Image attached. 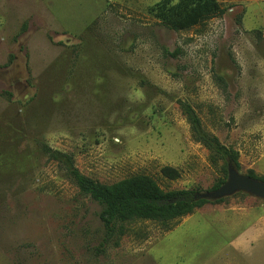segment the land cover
Returning <instances> with one entry per match:
<instances>
[{"label":"rangeland","instance_id":"374dc122","mask_svg":"<svg viewBox=\"0 0 264 264\" xmlns=\"http://www.w3.org/2000/svg\"><path fill=\"white\" fill-rule=\"evenodd\" d=\"M159 1L60 0L61 28L43 0H0V264H264V200L245 192L172 227L126 222L102 247L101 207L44 150L107 186L211 191L224 162L189 104L239 172L264 177V0H218L184 31L149 15Z\"/></svg>","mask_w":264,"mask_h":264},{"label":"trees","instance_id":"16d2710c","mask_svg":"<svg viewBox=\"0 0 264 264\" xmlns=\"http://www.w3.org/2000/svg\"><path fill=\"white\" fill-rule=\"evenodd\" d=\"M148 13L162 26L174 31H184L220 16L223 9L218 0H160L148 8ZM182 107L196 139L224 162V176L212 188L216 190L226 181L229 165H234L240 171L239 154L225 147L216 137L208 135L189 104H183ZM44 150L50 158L64 164L80 192L101 207L98 217L104 227L102 247L121 233L122 224L126 222L153 220L172 227L180 218L211 202L198 199V190L164 192L152 178L144 175L133 176L107 186L83 175L76 168L71 156L46 146ZM246 175L264 182V177H257L252 171ZM225 200L226 198L214 202Z\"/></svg>","mask_w":264,"mask_h":264},{"label":"water","instance_id":"95a60500","mask_svg":"<svg viewBox=\"0 0 264 264\" xmlns=\"http://www.w3.org/2000/svg\"><path fill=\"white\" fill-rule=\"evenodd\" d=\"M240 192L264 200V182L239 172L234 165H229L226 181L216 190L198 193L197 198L217 201Z\"/></svg>","mask_w":264,"mask_h":264},{"label":"crops","instance_id":"0c3cea01","mask_svg":"<svg viewBox=\"0 0 264 264\" xmlns=\"http://www.w3.org/2000/svg\"><path fill=\"white\" fill-rule=\"evenodd\" d=\"M59 1H60V0H43L44 5H45V7L47 8L48 12H49L50 15L52 16V18L55 19V21H56V23L58 24V26L61 27V26L59 25V23L57 22V18L55 17L53 11H51V8H52V10H54V12H55L56 14H58V5H59L58 2H59ZM104 6H105V4H104ZM102 9H103V7H102ZM102 9H101V11H102ZM101 11L98 13V15L101 13ZM98 15H97V16H98ZM97 16H96V17H97ZM96 17H94V19H95ZM93 22H94V20H93L91 23H89L88 26H87L85 29L87 30L88 27H89ZM61 28H62V27H61Z\"/></svg>","mask_w":264,"mask_h":264}]
</instances>
